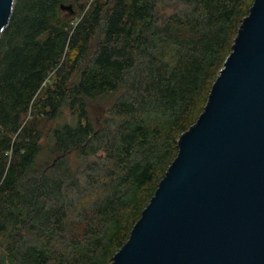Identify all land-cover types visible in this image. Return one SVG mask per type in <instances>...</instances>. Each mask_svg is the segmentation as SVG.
<instances>
[{"label": "trees", "instance_id": "1", "mask_svg": "<svg viewBox=\"0 0 264 264\" xmlns=\"http://www.w3.org/2000/svg\"><path fill=\"white\" fill-rule=\"evenodd\" d=\"M83 1L15 0L0 35V264L112 263L254 3ZM31 111L56 120L45 158Z\"/></svg>", "mask_w": 264, "mask_h": 264}, {"label": "water", "instance_id": "2", "mask_svg": "<svg viewBox=\"0 0 264 264\" xmlns=\"http://www.w3.org/2000/svg\"><path fill=\"white\" fill-rule=\"evenodd\" d=\"M14 2L0 0V35ZM178 144L111 264H264V0H254Z\"/></svg>", "mask_w": 264, "mask_h": 264}, {"label": "rangeland", "instance_id": "3", "mask_svg": "<svg viewBox=\"0 0 264 264\" xmlns=\"http://www.w3.org/2000/svg\"><path fill=\"white\" fill-rule=\"evenodd\" d=\"M95 3H96V0H84L81 3V5L84 8V11L87 12L88 10L93 8ZM168 12H169V10H168ZM68 61H70V59H67V58L65 59V57H64V60L61 61L59 68L62 65H65L66 62H68ZM81 69L82 68H79V70L73 74L74 80H77V78L79 77ZM58 79H59L58 77L57 78L55 77L54 72H52L49 75V78L46 81L42 92H44L48 87L54 86V83H56V80H58ZM106 109H107V107H105V109L104 108L99 109L98 105L96 103H92V102L88 103V105H87V110H88L89 115L92 118H96V119H99L100 117L105 116L106 115ZM64 114H65V118L67 120L72 119V114L70 113V111L68 109L65 110ZM32 122H33L34 127L37 129V131L40 133V135L42 137L41 147H42V154L45 158L46 157L45 153L49 151V147H51L53 144L52 130L56 124V120H53V119L48 118V117H40V116L34 114L33 111H31L27 114L25 124L29 125V124H32ZM44 161H46V160H42L40 162V166H42L44 164L43 163Z\"/></svg>", "mask_w": 264, "mask_h": 264}]
</instances>
